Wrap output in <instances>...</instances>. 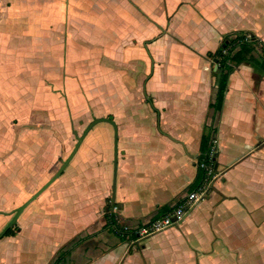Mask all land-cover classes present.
I'll use <instances>...</instances> for the list:
<instances>
[{
    "label": "crops",
    "instance_id": "obj_1",
    "mask_svg": "<svg viewBox=\"0 0 264 264\" xmlns=\"http://www.w3.org/2000/svg\"><path fill=\"white\" fill-rule=\"evenodd\" d=\"M235 31L264 43V0H0V78L30 97L20 113L7 109L8 121L60 112L62 99L65 107L82 95L90 123L111 119L116 129L101 122L119 142L115 197L113 156L100 159L87 138L99 122L75 165L37 197L36 214L22 225L20 215L0 264H54L63 247L71 250L59 264H264V71L233 64L222 108L211 106L218 62L210 53ZM0 88L1 102V80ZM207 137L219 141L221 176L181 223L145 238L105 228L112 218L131 230L183 202ZM14 141L8 133L4 144Z\"/></svg>",
    "mask_w": 264,
    "mask_h": 264
},
{
    "label": "rangeland",
    "instance_id": "obj_2",
    "mask_svg": "<svg viewBox=\"0 0 264 264\" xmlns=\"http://www.w3.org/2000/svg\"><path fill=\"white\" fill-rule=\"evenodd\" d=\"M0 73L3 74L2 68H0ZM5 79L7 78L5 77ZM5 79L0 78L4 85V89L7 90L5 92L8 95H3L0 102V143L4 144L7 142L8 133L9 135L11 134L13 139L15 138V141L13 146L9 147L4 144L0 148V209L3 212L11 211L8 215L0 214V233L12 221L13 216L11 213L42 188L46 182L51 179V176H54L53 174L57 172L63 160L67 159L73 151L78 141V137L83 134L92 118L95 117V115L91 114L92 105L90 101H87V99L83 98L81 95V97H77V99L66 100L65 107L64 100L62 99L61 113L51 109V112H48L45 115L35 112L36 114H32L33 119L32 115H29L27 122L20 121V119L12 120L13 117L9 122L8 118L11 111L9 110V112L7 109L9 107H14L13 111L20 113L22 107L19 103L28 100L30 97H22V95L26 93V90L23 92V90L18 89L16 93H14V91L8 92V88L13 84V78L9 76L7 80ZM20 83L22 82L19 81V84ZM15 86L18 88L17 82L15 83ZM35 86L36 83L34 84L33 82L28 84L29 89H35ZM83 95L86 97V92ZM75 103L79 105H76ZM90 136H94V146L101 155L100 159H106L108 152H110V155L112 154L113 158L110 164L109 174L111 182H113L115 176L117 187L118 172L117 174L114 173V127L108 122H101L92 128L87 138L89 139ZM87 145H89V143L84 144L83 148L87 147ZM109 146L110 151L108 150ZM225 151L230 152L231 149L229 148ZM80 154L81 153H78L76 158H73L72 166L78 161ZM18 162L19 166L16 168ZM14 170L17 171L16 174L19 175L18 179L15 178L13 180L11 174H14ZM74 173L75 170L74 167H72L69 174ZM37 174H44V176L38 177ZM14 181L16 182V185ZM16 186H18L19 189ZM19 190H21V193ZM22 191L25 193L24 195H22ZM44 199L45 197L43 200ZM40 200L41 199L36 198L35 201L30 203V205L22 212L20 218L21 225L25 224L26 216L33 213L36 214V210L33 209L36 205L41 203ZM243 214L245 213L238 211L237 217L239 218L237 219H244ZM20 229L21 227H19V224L15 226V235L18 234ZM6 237L7 235L0 239V256L2 246L3 244L5 245L4 240ZM8 241L9 243L11 242L10 239ZM252 241L253 239H250V237L247 239L244 238L242 240V246L247 245ZM7 247H9V244L6 245V248ZM52 249L54 251V248ZM40 261L41 260H33L32 263L26 262L22 264H36ZM46 262H49L48 259L44 261V264H51V261L49 263Z\"/></svg>",
    "mask_w": 264,
    "mask_h": 264
},
{
    "label": "trees",
    "instance_id": "obj_3",
    "mask_svg": "<svg viewBox=\"0 0 264 264\" xmlns=\"http://www.w3.org/2000/svg\"><path fill=\"white\" fill-rule=\"evenodd\" d=\"M212 58L218 62V69L216 74V97L211 106L215 110H220L223 106L225 95L228 88V79L234 65L241 64L244 61H249L264 71V43L252 32L235 31L224 36L219 49L215 53H210ZM208 137L204 139L202 144V152L199 156L198 163L206 158L209 145ZM199 168L198 175L190 187L191 191L196 189L203 180L204 170L197 164ZM171 208L170 205L164 206L161 210L167 211ZM16 223L8 229L5 235H13ZM105 228H112L121 235L132 234L130 230L120 228L112 219H108ZM70 247H63L57 254L54 264H59L65 256L68 255Z\"/></svg>",
    "mask_w": 264,
    "mask_h": 264
},
{
    "label": "built area",
    "instance_id": "obj_4",
    "mask_svg": "<svg viewBox=\"0 0 264 264\" xmlns=\"http://www.w3.org/2000/svg\"><path fill=\"white\" fill-rule=\"evenodd\" d=\"M218 147L219 141L217 137H212L209 143L206 158L198 163L204 170V177L200 185L196 189L190 191L186 195L183 202L172 207L167 212L155 217L146 224L131 229L130 231L132 235L139 238H145L178 225L184 220L191 209L208 196L213 188V185L221 176V171L216 163ZM124 230H129V228L125 227Z\"/></svg>",
    "mask_w": 264,
    "mask_h": 264
},
{
    "label": "water",
    "instance_id": "obj_5",
    "mask_svg": "<svg viewBox=\"0 0 264 264\" xmlns=\"http://www.w3.org/2000/svg\"><path fill=\"white\" fill-rule=\"evenodd\" d=\"M101 121H108L111 122L116 129V124L114 123V121H112L111 119L108 118H96L94 119L86 128V130L83 132V134L81 136L78 137V141L73 149V151L71 152V154L69 155V157L64 161V163L62 164V166L59 168V170L54 174V176H52V178L42 187L40 188L35 194H33L25 203H23L22 205H20L19 207H17L14 212L16 213L14 218L12 219V221L5 227V229L0 233V239H2L6 232L8 231V229L10 227L13 226V224L16 222V220L18 219V217L22 214V212L25 210V208L32 202L34 201L43 191H45L53 182L54 180H56L64 171V169L68 166V164L70 163V161L72 160V158L74 157V155L76 154L77 150L79 149L84 137L86 136V134L88 133V131L97 123L101 122ZM117 165H118V138L117 135L115 136V155H114V168H115V174L117 172ZM115 192H116V178L114 176V180H113V198L115 197Z\"/></svg>",
    "mask_w": 264,
    "mask_h": 264
},
{
    "label": "flooded vegetation",
    "instance_id": "obj_6",
    "mask_svg": "<svg viewBox=\"0 0 264 264\" xmlns=\"http://www.w3.org/2000/svg\"><path fill=\"white\" fill-rule=\"evenodd\" d=\"M63 163H64V162H63ZM51 178H52V177H51ZM47 182H48V181H47ZM47 182H46V183H47ZM15 214H16L15 212H12V213H11V215L13 216V218H14ZM19 217H20V216H19ZM19 217H18V219H19ZM13 218H12V219H13ZM18 219H17V220H18ZM17 220H16V222H17ZM16 222H15V223H16ZM15 223H14V224H15Z\"/></svg>",
    "mask_w": 264,
    "mask_h": 264
}]
</instances>
